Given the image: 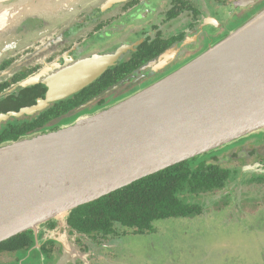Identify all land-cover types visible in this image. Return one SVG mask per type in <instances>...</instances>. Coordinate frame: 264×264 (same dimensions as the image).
Returning a JSON list of instances; mask_svg holds the SVG:
<instances>
[{
    "label": "water",
    "instance_id": "95a60500",
    "mask_svg": "<svg viewBox=\"0 0 264 264\" xmlns=\"http://www.w3.org/2000/svg\"><path fill=\"white\" fill-rule=\"evenodd\" d=\"M128 49L70 60L14 85L0 99L37 84L48 90L35 105L0 114V129L79 93ZM110 92L0 144V243L264 131V9L148 88L95 110ZM69 252L65 246L64 257Z\"/></svg>",
    "mask_w": 264,
    "mask_h": 264
},
{
    "label": "flooded vegetation",
    "instance_id": "af4514ba",
    "mask_svg": "<svg viewBox=\"0 0 264 264\" xmlns=\"http://www.w3.org/2000/svg\"><path fill=\"white\" fill-rule=\"evenodd\" d=\"M208 1L229 9L228 17L222 23H218L219 18L207 15L206 0V5L201 6L200 0H160L155 7L152 0H10L0 3V95L49 67L64 66L70 60L94 55L115 54L126 46L129 48L127 52L107 69L126 65V72L89 100L111 90L93 105L95 110L110 108L192 60L264 9V0ZM145 11L151 17L153 14L150 22L142 20ZM159 18L160 22L154 25ZM136 32L144 34L143 39L138 37L119 44L120 39L127 41ZM126 35H129L128 39ZM115 41V49L110 51L109 43ZM140 48L143 53L152 48L148 51L151 58L130 70ZM156 52L159 53L153 55ZM162 62L164 64L159 66ZM40 85L47 92L43 84L34 86ZM25 89L0 99L1 103L12 96L10 103L27 101L33 91L25 92ZM220 149L199 156L192 163L194 168L198 167L207 174L216 167L222 172V183L185 185L211 188L180 192V200L192 206L193 212L177 219L195 221L221 208L264 219V131ZM207 197L212 201L203 203ZM28 234V242L21 239L0 243V264H83L79 255L64 257L65 246L70 242L86 255L90 264H95L98 249H106L108 244L115 245L130 235L102 237L95 241L92 236L77 232L67 219L47 222L39 227L36 235L34 232ZM132 235L145 237L148 234Z\"/></svg>",
    "mask_w": 264,
    "mask_h": 264
},
{
    "label": "trees",
    "instance_id": "16d2710c",
    "mask_svg": "<svg viewBox=\"0 0 264 264\" xmlns=\"http://www.w3.org/2000/svg\"><path fill=\"white\" fill-rule=\"evenodd\" d=\"M150 49L152 48H147L144 53L141 48L139 49V53L134 55L135 60L130 70L143 65L151 58L148 52L152 51ZM125 66L120 65L118 69H109L90 86L53 104L36 117L8 123L0 131V144L10 140L17 141L22 136L32 133L35 129L43 128L52 120L86 103L117 80L114 78L123 76L126 72ZM116 74L118 76L114 77ZM25 92H32L27 101L10 103L14 96L3 100V103L0 101L1 104L7 102L0 108V113L18 112L22 108L35 105L38 99L45 98L46 89L40 85L27 88ZM192 160L141 179L128 187L73 210L67 218L69 225L77 232L92 236L95 241H99L102 237H118L131 233L148 234L153 232V225L157 221L190 215L193 207L180 200L178 194L184 190L194 192L198 188L210 189L211 187L184 186L195 183H222L223 180L222 172L216 167L207 174L198 167L194 168ZM213 176L215 179L212 178ZM31 232H25L6 242L21 239L28 242V235H30L28 233Z\"/></svg>",
    "mask_w": 264,
    "mask_h": 264
},
{
    "label": "rangeland",
    "instance_id": "374dc122",
    "mask_svg": "<svg viewBox=\"0 0 264 264\" xmlns=\"http://www.w3.org/2000/svg\"><path fill=\"white\" fill-rule=\"evenodd\" d=\"M156 1L152 0L153 7L160 2ZM206 3L209 9L205 12L209 11L207 15L219 18L218 23L228 17L229 9L224 5L219 7L213 1L210 4L211 1L208 0ZM203 4L204 0H200V6ZM142 18L143 21H149L153 14L151 17L145 11ZM159 20L161 18L156 19L154 25L158 24ZM136 34L137 32L127 41L120 39L119 44L129 43L138 37L143 39L144 34ZM125 38L128 39L129 35ZM116 42L109 43L110 51L115 49L113 45ZM219 150L221 149H217V152ZM211 201L212 198L207 197L203 203ZM229 210L216 209L195 221L177 218L157 221L153 225V232H149L145 237L130 234L121 238V242H116L115 245L108 244L106 249H98L95 264H264V219H255L252 215L245 216L243 213ZM64 217L66 216L58 221H65ZM66 247L70 249L67 254L69 257L79 255L81 260L87 261H83V264H90L86 255L71 250L75 247L79 251L75 244L70 242Z\"/></svg>",
    "mask_w": 264,
    "mask_h": 264
}]
</instances>
